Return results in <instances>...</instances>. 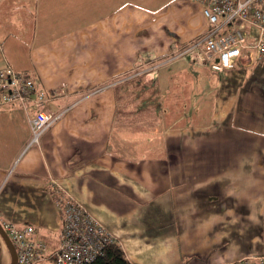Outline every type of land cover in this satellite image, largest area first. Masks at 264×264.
Segmentation results:
<instances>
[{"label": "crops", "instance_id": "obj_1", "mask_svg": "<svg viewBox=\"0 0 264 264\" xmlns=\"http://www.w3.org/2000/svg\"><path fill=\"white\" fill-rule=\"evenodd\" d=\"M76 3L0 0V66L62 112L31 144L30 112L0 107V219L50 250L70 196L132 264L264 255V55L179 54L208 27L194 0Z\"/></svg>", "mask_w": 264, "mask_h": 264}, {"label": "built area", "instance_id": "obj_2", "mask_svg": "<svg viewBox=\"0 0 264 264\" xmlns=\"http://www.w3.org/2000/svg\"><path fill=\"white\" fill-rule=\"evenodd\" d=\"M201 5L208 27L193 38L179 54L202 53L212 59L211 66L220 72L234 67L237 60L248 57L251 50L264 55V0H194ZM49 94L40 89L28 71L0 66V107L19 105L29 111L30 143L38 144L41 134L62 114L44 108ZM61 228L53 252L32 224L18 226L1 220L15 251V264H83L101 254L104 245L114 242L112 234L80 203L70 196L55 200ZM217 264H264V255L225 260Z\"/></svg>", "mask_w": 264, "mask_h": 264}, {"label": "trees", "instance_id": "obj_3", "mask_svg": "<svg viewBox=\"0 0 264 264\" xmlns=\"http://www.w3.org/2000/svg\"><path fill=\"white\" fill-rule=\"evenodd\" d=\"M22 71H27V70H22ZM40 89L45 91L44 88H40ZM45 243L48 247L47 241H45ZM54 250L55 247L50 250L48 247L49 254ZM48 260L52 262L50 255L48 256ZM83 264H132V263L125 257V254L123 252L120 243L115 239L114 242L104 245L101 254L97 255L92 261L84 262Z\"/></svg>", "mask_w": 264, "mask_h": 264}, {"label": "water", "instance_id": "obj_4", "mask_svg": "<svg viewBox=\"0 0 264 264\" xmlns=\"http://www.w3.org/2000/svg\"><path fill=\"white\" fill-rule=\"evenodd\" d=\"M0 236L3 239L5 245H6L7 249H8L9 255H10V261H9L8 264H15V262H16V251H15V248H14L9 236L7 235V233L2 228L1 224H0Z\"/></svg>", "mask_w": 264, "mask_h": 264}, {"label": "rangeland", "instance_id": "obj_5", "mask_svg": "<svg viewBox=\"0 0 264 264\" xmlns=\"http://www.w3.org/2000/svg\"><path fill=\"white\" fill-rule=\"evenodd\" d=\"M74 0H69V2H73ZM89 0H87V2H88ZM76 9L77 10H79V0H77V3H76ZM41 23H42V21H41ZM253 53H254V51H252ZM50 264V263H49Z\"/></svg>", "mask_w": 264, "mask_h": 264}]
</instances>
